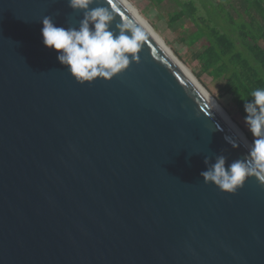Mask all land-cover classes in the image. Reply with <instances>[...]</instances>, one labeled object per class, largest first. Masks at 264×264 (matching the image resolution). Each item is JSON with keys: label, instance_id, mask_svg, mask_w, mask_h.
Masks as SVG:
<instances>
[{"label": "water", "instance_id": "95a60500", "mask_svg": "<svg viewBox=\"0 0 264 264\" xmlns=\"http://www.w3.org/2000/svg\"><path fill=\"white\" fill-rule=\"evenodd\" d=\"M91 6L146 38L123 73L82 85L41 21L83 13L0 0V264H264V187L201 177L206 157L244 159L242 139L120 0Z\"/></svg>", "mask_w": 264, "mask_h": 264}, {"label": "clouds", "instance_id": "9594fccd", "mask_svg": "<svg viewBox=\"0 0 264 264\" xmlns=\"http://www.w3.org/2000/svg\"><path fill=\"white\" fill-rule=\"evenodd\" d=\"M74 12H82L79 27L57 26L51 17L42 19L43 44L57 53L58 62L67 68L79 84L94 81H111L123 73L136 58L145 30L132 19L114 23L116 17L110 7H92L102 0H67ZM114 26V27H113ZM252 99L244 103V124L252 137L244 159L234 160L226 168L223 154L210 163L205 158L207 170L201 172L205 184L214 185L222 193L235 194L249 178H255L264 187V88L251 92ZM233 149L241 145L225 138Z\"/></svg>", "mask_w": 264, "mask_h": 264}, {"label": "trees", "instance_id": "16d2710c", "mask_svg": "<svg viewBox=\"0 0 264 264\" xmlns=\"http://www.w3.org/2000/svg\"><path fill=\"white\" fill-rule=\"evenodd\" d=\"M157 4L171 2L178 7L172 22L190 20L196 27L193 42L203 41L199 57L208 70L224 78L225 90L237 109L245 116L244 103L252 99L251 92L264 88V0H239L238 18L221 7L225 18L219 20L217 10H208L209 20L200 19L194 0H152ZM209 9L212 6L207 1ZM248 21L242 20V14Z\"/></svg>", "mask_w": 264, "mask_h": 264}, {"label": "rangeland", "instance_id": "374dc122", "mask_svg": "<svg viewBox=\"0 0 264 264\" xmlns=\"http://www.w3.org/2000/svg\"><path fill=\"white\" fill-rule=\"evenodd\" d=\"M139 12L161 37L168 46L171 53L185 66L188 72L193 75L203 89L210 94L220 108L228 115L247 140L251 143L252 137L244 124V115L237 109L230 94L225 90L226 81L224 78L216 75L213 70H208L204 61L199 57L203 50V41L193 42L191 35L195 33V25L187 19L178 22L171 21V13L178 10L177 5L172 6L171 2L157 4L152 0H127ZM210 1L212 6L207 9ZM199 10L200 19L209 20L208 10H217L219 20L225 18V14L221 11V7L228 12L233 18H238L241 8L236 9L240 5L239 0H194ZM238 10L239 12H237ZM242 20L248 21L244 13Z\"/></svg>", "mask_w": 264, "mask_h": 264}, {"label": "bare ground", "instance_id": "6f19581e", "mask_svg": "<svg viewBox=\"0 0 264 264\" xmlns=\"http://www.w3.org/2000/svg\"><path fill=\"white\" fill-rule=\"evenodd\" d=\"M130 11L131 15L139 21V23L146 29L148 34L155 40L157 41L162 48L165 49V51L168 53V55L175 61V63L180 67V69L188 76L189 80L192 81L195 85L198 86V88L201 90L202 94L207 98V100L213 105L214 110L218 113V115L230 126V128L242 139L244 142L245 146L248 148L251 147V143L247 140V138L243 135V133L240 131L238 126H236L233 122H231L230 118L228 115L223 111L222 108L219 107V105L214 101L213 97L207 93L204 87L201 86V84L198 83L196 78L191 75L188 70L183 66V64L171 53L170 49L168 46L164 43V41L161 39V37L155 32L153 27L137 12V10L130 4L127 0H120Z\"/></svg>", "mask_w": 264, "mask_h": 264}, {"label": "snow or ice", "instance_id": "6c2138e0", "mask_svg": "<svg viewBox=\"0 0 264 264\" xmlns=\"http://www.w3.org/2000/svg\"><path fill=\"white\" fill-rule=\"evenodd\" d=\"M109 2H111V0H109Z\"/></svg>", "mask_w": 264, "mask_h": 264}]
</instances>
